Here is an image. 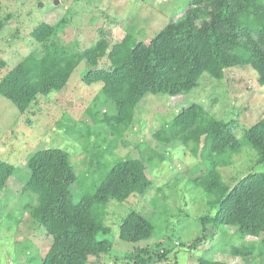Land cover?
<instances>
[{
	"label": "trees",
	"instance_id": "16d2710c",
	"mask_svg": "<svg viewBox=\"0 0 264 264\" xmlns=\"http://www.w3.org/2000/svg\"><path fill=\"white\" fill-rule=\"evenodd\" d=\"M64 22L62 19L54 25L43 21L32 29L39 46L1 78L0 94L24 112L39 95L62 90L85 60L92 68L85 72L83 81L102 82L92 103L94 109L105 102L114 108L112 113L91 111L96 125L103 127L94 134L115 136L110 142L113 149L132 125L136 107L148 92L187 94L199 85L203 73L223 79L228 69L239 66H251L259 84L264 85V0H190L186 11L154 36L144 40L127 33L111 49L105 38L84 49L68 48L58 34ZM4 27L0 21V32ZM104 56L110 65L99 68V59ZM76 126L72 123L66 129L71 132ZM176 140L208 164L195 183L212 197L210 203L218 210L215 217H202L204 228L213 222L234 227L242 237L260 236L264 232V172L249 171L229 185L220 168L232 164L244 145L256 150L257 162L264 161V117L245 128L239 138L232 121L217 119L200 103H192L139 145L140 157L114 162L101 184L86 191L77 202L72 200L71 185L78 175L71 152L49 146L29 156L30 174L24 192L34 196L36 203H27L25 208L52 238L40 264H88L90 256L109 253L112 241L99 238L111 231L105 221L109 202L147 193L151 179L146 162L162 161L165 157L158 147ZM15 171L12 163L0 161V190L6 189ZM119 227L120 238L129 242L149 239L156 231L155 222L137 210L129 211ZM202 241L197 237L189 247L195 248ZM230 252L246 258L253 249L232 245ZM148 253V249H136L125 258L131 264H148ZM162 253L166 256L168 250ZM199 264L230 263L201 256Z\"/></svg>",
	"mask_w": 264,
	"mask_h": 264
},
{
	"label": "rangeland",
	"instance_id": "374dc122",
	"mask_svg": "<svg viewBox=\"0 0 264 264\" xmlns=\"http://www.w3.org/2000/svg\"><path fill=\"white\" fill-rule=\"evenodd\" d=\"M55 1L0 0V21L5 23L0 32V80L39 46L31 31L40 22L55 25L64 19L58 34L68 48L73 45L84 49L105 38L111 49L127 33L144 40L154 36L178 19L190 4V0ZM109 65L108 56L99 59V68ZM90 68L85 60L81 61L62 90L39 95L37 102L24 112L0 94V161L16 167L6 189L0 190V264H40L52 242L25 208L27 203H36L34 196L24 192V186L30 174L27 160L38 149L58 146L71 152L78 175L71 185L72 200L77 202L82 194L101 184L114 162L140 157L139 145L183 107L200 103L215 118L232 121L239 138L245 128L264 117V85L259 84L251 66L230 68L223 79L203 73L199 85L187 94L148 92L136 107L132 125L113 149L110 142L115 136L94 134L103 127L96 125L91 111L103 110L104 114L105 109L112 113L114 108L105 102L94 109L92 103L102 82L83 81ZM72 123L76 128L67 131ZM158 151L165 157L162 161L146 162V173L151 179L148 192L109 202L105 221L111 231L101 233L99 238L112 241L113 248L100 257L90 256L88 264H131L125 256L136 249L149 250L148 264H199L201 256L230 264H264V232L258 237H242L234 227L213 222L204 228L202 217H215L218 206H213L212 197L195 183L208 165L201 162L199 154L186 150L180 140L160 146ZM257 157L254 148L244 145L232 164L220 168L224 181L232 185L249 171L264 172V161L257 162ZM131 210L155 222L156 231L151 238L138 242L120 238V223ZM200 236L203 241L190 248ZM232 245L252 246L253 253L246 258L234 255L230 252ZM164 249L168 250L166 256Z\"/></svg>",
	"mask_w": 264,
	"mask_h": 264
},
{
	"label": "water",
	"instance_id": "95a60500",
	"mask_svg": "<svg viewBox=\"0 0 264 264\" xmlns=\"http://www.w3.org/2000/svg\"><path fill=\"white\" fill-rule=\"evenodd\" d=\"M56 1H57V0H56ZM56 1H55V3H57ZM39 5H42V3H40Z\"/></svg>",
	"mask_w": 264,
	"mask_h": 264
}]
</instances>
